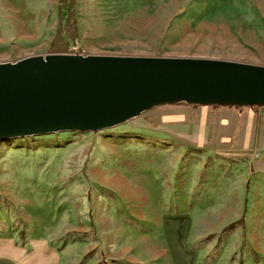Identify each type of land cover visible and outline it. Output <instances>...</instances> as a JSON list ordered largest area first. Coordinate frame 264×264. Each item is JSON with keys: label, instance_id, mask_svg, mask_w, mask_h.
<instances>
[{"label": "rangeland", "instance_id": "1", "mask_svg": "<svg viewBox=\"0 0 264 264\" xmlns=\"http://www.w3.org/2000/svg\"><path fill=\"white\" fill-rule=\"evenodd\" d=\"M74 1L76 52L264 64V0ZM59 16V0H0V62L55 52ZM221 108L0 140V258L264 264V149L241 122L227 136Z\"/></svg>", "mask_w": 264, "mask_h": 264}, {"label": "water", "instance_id": "2", "mask_svg": "<svg viewBox=\"0 0 264 264\" xmlns=\"http://www.w3.org/2000/svg\"><path fill=\"white\" fill-rule=\"evenodd\" d=\"M178 103L264 107V64L81 52L0 62V140L95 132Z\"/></svg>", "mask_w": 264, "mask_h": 264}, {"label": "crops", "instance_id": "3", "mask_svg": "<svg viewBox=\"0 0 264 264\" xmlns=\"http://www.w3.org/2000/svg\"><path fill=\"white\" fill-rule=\"evenodd\" d=\"M207 111L213 106H204ZM219 113L227 115V121L220 120L217 126L220 129H229L230 133L237 129L238 124L241 122L239 135H248L250 145L252 141L258 140V146L264 149V108L255 107H234V106H221ZM0 264H11L6 258H0Z\"/></svg>", "mask_w": 264, "mask_h": 264}, {"label": "trees", "instance_id": "4", "mask_svg": "<svg viewBox=\"0 0 264 264\" xmlns=\"http://www.w3.org/2000/svg\"><path fill=\"white\" fill-rule=\"evenodd\" d=\"M74 6V0H59V27L51 44V48L55 52H76L75 48L68 49L66 46L70 41L74 44L76 40ZM63 19H65V22H63ZM246 185H248V181ZM240 222L243 223L242 218Z\"/></svg>", "mask_w": 264, "mask_h": 264}]
</instances>
